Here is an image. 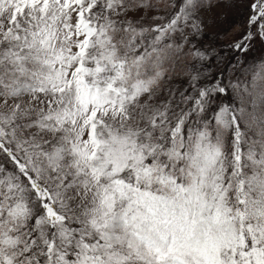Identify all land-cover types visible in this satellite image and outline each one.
Masks as SVG:
<instances>
[{"label": "snow or ice", "instance_id": "obj_1", "mask_svg": "<svg viewBox=\"0 0 264 264\" xmlns=\"http://www.w3.org/2000/svg\"><path fill=\"white\" fill-rule=\"evenodd\" d=\"M0 264H264V0H0Z\"/></svg>", "mask_w": 264, "mask_h": 264}]
</instances>
